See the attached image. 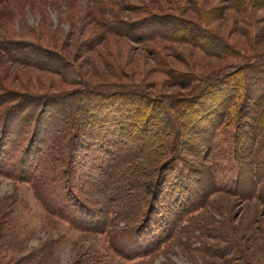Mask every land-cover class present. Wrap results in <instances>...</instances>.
<instances>
[{
    "label": "rangeland",
    "instance_id": "1",
    "mask_svg": "<svg viewBox=\"0 0 264 264\" xmlns=\"http://www.w3.org/2000/svg\"><path fill=\"white\" fill-rule=\"evenodd\" d=\"M151 14L176 15L188 24L202 26L219 37L223 46L213 45L194 26L185 29L178 23L165 21L142 30L137 23ZM120 21L127 24L124 34L120 29L109 31L107 26ZM128 24L132 25L130 31ZM145 30L168 36H145ZM0 39L28 52L34 49L39 56L41 53L48 56L44 60L38 55L32 59L23 54L18 59L20 53L12 58L0 50V93L6 89L16 94L7 106L20 95L59 96L78 90L84 82L127 87L135 84L141 92L169 102L179 96L186 98L193 90V85L185 88L179 85L170 76L171 69L208 76L213 71L233 68L244 57L264 54V0H11L0 5ZM212 45L217 52H207L206 47ZM55 53L75 65L77 79L67 78L62 63L51 56ZM23 58L32 62L27 63ZM45 63L46 67L41 65ZM133 108L135 112L126 110L123 118H111L112 122L107 123L110 128L105 126L108 128L104 140L96 135L99 126L95 128L94 121L85 129L86 135L76 136L77 164L65 182L70 179L71 185L73 182L81 185L99 175L94 166L108 160L102 150L106 147L108 155L113 151L108 140L122 126L120 122L135 127L130 126L125 139L126 152L122 150V154L138 151L146 138L162 133L168 123L163 113L151 119L146 135L137 129L145 123L151 105L142 102ZM205 111L199 113L198 119V115H192L190 120L187 115L172 111L177 125L184 123L187 134H191L184 137L189 136L196 145L186 146V158L197 164H203V155H207V146L195 134L200 132L199 136H204L202 132L210 129V125L197 127ZM28 118L32 126L33 118ZM68 118L66 121L71 123ZM192 120H195L192 125L197 127H191L194 135L189 128ZM45 145L42 141L41 146ZM10 148L0 146V152L7 150L0 156V264H18L43 246L49 250L55 246L48 264H264L263 199L247 201L224 191L217 193L197 215L210 237L199 238L197 234L192 240L169 241L162 249L155 245V232L159 231L155 225L162 222L159 214L148 229L128 234L115 231L111 237L126 256L123 258L111 250L106 234L95 232L98 207L87 202L89 206L84 208L71 198L67 186L60 187L61 181L64 183L62 171L57 168L60 163H56L54 174L44 173L45 185L33 186L29 180L36 170L34 158L20 155L15 158L16 152ZM142 150L146 154V149ZM22 172L24 175L20 177ZM215 174L225 184H231L228 179L232 175H222V169ZM173 179L168 177V188L172 187ZM108 180L107 183L111 182ZM202 181L199 183L196 178L192 191L207 189L208 178L204 176ZM98 195L101 200L106 197L105 192ZM157 207L160 209L157 213L164 212L162 204ZM165 217L163 220L169 218Z\"/></svg>",
    "mask_w": 264,
    "mask_h": 264
},
{
    "label": "trees",
    "instance_id": "2",
    "mask_svg": "<svg viewBox=\"0 0 264 264\" xmlns=\"http://www.w3.org/2000/svg\"><path fill=\"white\" fill-rule=\"evenodd\" d=\"M10 1L0 0V5ZM165 21L178 23L185 29H192L190 27L194 26L193 28L199 30L206 39H210L213 45L215 43L217 47L223 46L221 39L210 34L208 29L197 24H188L176 15L151 14L137 25L144 30ZM128 25L130 31L132 25ZM125 27L127 24L121 21L107 26L112 32L116 29L122 30V34ZM145 31V36L153 38L168 36L167 33ZM13 45L0 39V50L8 52L6 54L9 57L15 58L19 53L18 59H21L23 54L32 59L33 56H39L34 49L28 52ZM213 45L206 47L207 52H217ZM51 56L62 63L64 74L68 73L67 78L77 79L75 65L59 53ZM47 57L43 53L39 56L44 60L48 59ZM23 60L32 62L28 58ZM41 65L46 67V63ZM169 73L184 88L193 85V90L186 98L179 96L165 102L156 99L152 94L141 92L135 84L128 85L134 87L130 90L121 84L88 82L79 84L81 88L78 90L59 96L20 95L11 106H7V103L16 97V94L14 96L6 89L0 93V146H12L10 149L16 152L15 158L19 155L34 158L36 170L29 180L33 186L45 185L47 177L44 178V175L48 172L54 174L59 168L64 180V183L61 181L60 187L65 185L66 189L67 186L71 198L84 208H88L89 204L98 207L99 210L95 212L98 219L95 232L106 234L111 250L123 258L126 256L115 246L114 238L111 237L115 231L122 230L128 234L148 229L159 214L162 222L159 226L155 225L159 230L155 232V245L157 249H162L163 244L169 241L179 243L184 239L192 240L197 234L199 238L210 237L211 234L202 225L203 221H198L197 215L210 204L211 198L217 193L224 191L247 201L264 200V54L244 57L241 62L234 63L233 68L213 71L208 76L193 72L188 74L174 69ZM142 102L151 105V112L140 128L135 125L137 131L148 135L151 119H155L158 113H163L168 123L163 126L162 133L150 135L138 151L134 152L130 147L133 153L128 150L129 153L122 154V150L126 152L125 139L130 132V126L134 125L120 122L123 123L122 126L108 140L111 145L109 147L113 150L109 153L111 156L108 155L106 147L103 148V155L108 160L102 165L94 166L99 175L81 185L74 182L71 185L68 183L70 179L65 182L68 173L75 169L77 164L78 146H74L76 136L86 135L85 129H89L94 121V127L99 126L96 135L104 140V132L110 128L108 124L112 122L111 118H123L126 110L135 112L133 106ZM174 110L178 111L180 116L187 115L189 120L192 115H198V119L199 113L206 110L197 127L210 125L212 131L209 129L202 132L204 136H199L200 132L195 133L207 146L203 164L186 158V146L196 145L189 136L184 137L188 130L184 123L180 127L177 125L172 115ZM28 116L33 118L32 126H29ZM66 116L71 118V123L66 121ZM23 117H26L27 121ZM194 121L189 122L192 135L194 128L191 127H196L192 125ZM55 133H58V136L54 137ZM42 141L47 146H41ZM142 149H146L147 155ZM5 151L7 152L2 150L0 156L4 155ZM44 156L48 159L44 160ZM57 162L60 163L58 167ZM220 169L222 175H232L228 179L231 184H225L221 176L216 177L215 172L218 173ZM23 175L22 172L20 177ZM171 176L174 177L173 185L168 188L167 179ZM204 176L209 180L207 189L203 192L197 191V188L192 191L196 178L200 183L203 182ZM108 178L111 180L109 183ZM104 192L106 197L101 200L98 198L101 195L98 194ZM182 199L184 200L181 201ZM159 203L164 206L163 213H157L160 210L157 207ZM165 215L169 218L163 220ZM109 230L113 233H107ZM114 237L116 238L115 235ZM54 249L55 246H51L50 250L43 246L18 264H48L54 256Z\"/></svg>",
    "mask_w": 264,
    "mask_h": 264
}]
</instances>
